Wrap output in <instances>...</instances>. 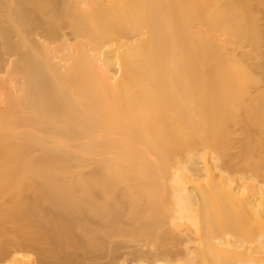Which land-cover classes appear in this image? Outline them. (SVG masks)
Instances as JSON below:
<instances>
[{"label": "bare ground", "instance_id": "1", "mask_svg": "<svg viewBox=\"0 0 264 264\" xmlns=\"http://www.w3.org/2000/svg\"><path fill=\"white\" fill-rule=\"evenodd\" d=\"M0 264H264V0H0Z\"/></svg>", "mask_w": 264, "mask_h": 264}, {"label": "rangeland", "instance_id": "2", "mask_svg": "<svg viewBox=\"0 0 264 264\" xmlns=\"http://www.w3.org/2000/svg\"><path fill=\"white\" fill-rule=\"evenodd\" d=\"M0 74H1V75H5L6 73H5V72H3V71H1V72H0Z\"/></svg>", "mask_w": 264, "mask_h": 264}]
</instances>
